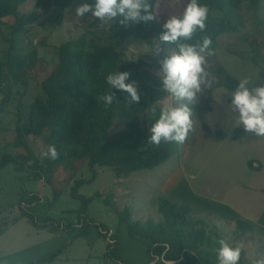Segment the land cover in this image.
<instances>
[{
  "label": "rangeland",
  "instance_id": "374dc122",
  "mask_svg": "<svg viewBox=\"0 0 264 264\" xmlns=\"http://www.w3.org/2000/svg\"><path fill=\"white\" fill-rule=\"evenodd\" d=\"M82 1L91 3L94 0ZM33 7L32 0L23 9L30 12ZM243 7L244 28L240 33L219 39L216 55L209 60V70L218 79L213 71L217 61L238 80L247 77L251 85L260 86L264 85L261 77L264 72V2L256 14L248 10L247 3ZM183 10V0H160L158 18L166 22L170 16H178ZM14 22L15 19L7 18L1 24V60L11 45L9 28ZM98 23L90 20V14L78 18L76 8L36 12L35 20L26 26V31L15 36V46L20 54L37 48L46 61L39 76L43 78L58 63L60 46L88 30L98 31L99 34L106 32L111 25L97 27ZM254 39L261 45L263 54L259 65L230 53L249 51V42ZM115 48L133 61L162 58L171 50L166 48L157 53L151 50L149 43L134 38L115 45ZM159 71L155 76L160 79L157 75ZM23 91L19 88L0 112V152L6 156L25 153L23 149L10 146L20 108L40 95L39 82L31 83L25 96L21 94ZM213 95L220 97L219 102ZM231 100V92L223 87L215 88L214 92L207 90L198 103L190 105L193 130L183 144H177L173 157L153 170L136 172L127 178H118L110 168L91 169L87 161L61 164L51 184L44 180H32L30 173L18 171L14 163L1 167L0 264H38L37 260L46 261L55 253L60 255L54 264H105L102 256L106 254L107 241L98 237V233L81 235L80 229L52 234L38 231L22 215L20 200L29 198L28 192L41 199L34 209L38 217L63 218L76 224L84 206L81 201L72 198V189L78 182L83 183L78 193L93 199L85 211L87 218L107 226L112 235L118 234L127 264H145L146 246L140 240L130 238L127 227L120 224L118 214L129 208L133 221L161 222L163 216L158 209L160 197L189 205L195 220L202 218L209 224V235L213 236L215 227H218L230 245H242L244 264H253L254 260L264 258V138L244 133L239 140L233 141L234 121L238 114L234 113ZM173 103L167 94L159 106L162 108ZM123 128V121L116 120L111 134ZM28 143L39 157L46 150L40 139L29 137ZM1 161L2 158L0 165ZM250 162L253 165L250 166ZM109 201L113 207L107 205ZM241 219L254 225V231L242 237L237 232V221ZM7 229L8 232H5ZM214 252L209 250L206 255H213ZM110 264L116 263L112 261Z\"/></svg>",
  "mask_w": 264,
  "mask_h": 264
},
{
  "label": "trees",
  "instance_id": "16d2710c",
  "mask_svg": "<svg viewBox=\"0 0 264 264\" xmlns=\"http://www.w3.org/2000/svg\"><path fill=\"white\" fill-rule=\"evenodd\" d=\"M30 1L32 0H0V31L4 19H15L9 28L11 45L4 59H0V112L9 104L10 98L18 93L19 88L24 90L21 94L25 96L30 84L39 82L41 91L32 103L27 106L23 104L18 114L10 147L23 149L25 153L6 156L0 152V168L14 163L18 171L30 173L32 180H44L51 184L55 171L65 162L87 161L91 169L110 168L118 178L153 170L168 162L175 154L177 143L162 142L156 147L148 142L150 125L154 123L149 109L154 105L158 118L161 109L159 103L167 96L162 91L160 79L155 76L161 67L159 62L165 56L133 61L126 53L115 48V45H122L134 38L149 43L154 52L157 47L161 51L172 49V45L161 44L158 39L165 21L158 18L156 22L128 27H121L113 22L108 31L100 32L102 35L98 31L88 30L77 39L60 46L58 63L47 75L39 78L46 61L37 48L20 54L15 46V36L26 31V26L35 20L36 12H45L52 8L63 11L74 9L82 4V0H33V9L25 12L23 8ZM183 1L185 9L188 0ZM263 2L264 0H200L201 4H206L209 8L207 31L198 33L193 43L207 35L211 37L215 50L221 37L240 33L244 28L243 4L247 3L248 10L256 14ZM249 47L247 52L230 53L259 65V61L263 59L261 45L254 39L249 42ZM116 71L131 74L126 83L135 81L138 85L141 97L138 104L129 106L125 99L127 93L112 90L107 85L106 76ZM213 71L218 75L215 88L223 87L230 92L235 89L239 80L217 61ZM261 77L264 79V72ZM112 91L119 101L114 102L111 107H105L103 102L98 101V97ZM116 120L123 121L124 128L111 134ZM244 133L242 128H236L232 135L233 141L239 140ZM29 137L40 139L46 147L45 151L50 145H55L59 159L52 161L36 155L28 143ZM249 165L253 163L250 162ZM82 184L78 182L72 189V198L84 205L76 224L63 218L53 220L38 217L34 209L41 199L28 192L29 198L20 200L23 217L37 230L50 233H68L79 229L81 235L96 232L98 237L107 241V264L112 261L116 264H127L118 234L112 235L107 226L87 218L85 211L93 199L78 193ZM110 203L109 201L107 205L113 207ZM158 209L163 216V220L158 223L152 220L133 221L129 208L118 214L119 222L127 227L130 238L140 240L146 246L145 264H151L154 256L164 252L165 244L170 246L167 258L174 259L175 264H218L217 241L225 240L218 227H215L213 236L209 235V224L202 218L195 220L193 209L189 205L179 204L166 197L159 198ZM253 231V223L242 219L237 221V232L241 233L239 236ZM209 250H215L213 255H206ZM56 256L55 253L48 260ZM244 260L245 253L242 250L239 264H244Z\"/></svg>",
  "mask_w": 264,
  "mask_h": 264
},
{
  "label": "clouds",
  "instance_id": "9594fccd",
  "mask_svg": "<svg viewBox=\"0 0 264 264\" xmlns=\"http://www.w3.org/2000/svg\"><path fill=\"white\" fill-rule=\"evenodd\" d=\"M160 0H94V3L84 2L76 8L78 18L90 14V20L99 21L97 27L109 23H118L121 27L148 24L158 20ZM209 8L200 0H188L181 16L172 15L163 24L158 36L161 44L172 45L173 48L159 62L162 91L168 94L172 105H165L159 111L153 105L149 109L154 123L150 125L148 142L156 147L161 143L183 144L190 131L193 130V110L190 105L199 102L207 90L214 92L218 80L210 72V58L216 55L212 47L211 37L204 35L201 40L193 43L198 33L207 31ZM161 51L157 47L156 52ZM128 72H112L106 76V83L113 90L128 95L125 97L128 105L138 104L141 97L135 81L130 79ZM217 102L219 98L213 95ZM231 106L238 115L234 124L242 128L246 134L264 138V85H251L245 77L238 81L231 92ZM105 107H111L119 100L114 91L98 97ZM42 158L52 161L59 159L55 145H50L47 151L40 153ZM216 249L218 264H239L242 255V245L232 247L226 240L217 241ZM164 252L154 256L151 264H175L174 259H168L169 245H163ZM253 264H264V258L256 259Z\"/></svg>",
  "mask_w": 264,
  "mask_h": 264
},
{
  "label": "crops",
  "instance_id": "0c3cea01",
  "mask_svg": "<svg viewBox=\"0 0 264 264\" xmlns=\"http://www.w3.org/2000/svg\"><path fill=\"white\" fill-rule=\"evenodd\" d=\"M34 228V227H33ZM35 229V228H34ZM35 230H37V229H35ZM38 231H45V230H38ZM5 232H8V229L5 231ZM5 234V233H4ZM4 234H2L1 235V237L4 235ZM52 234V233H51ZM96 240H99V239H96ZM107 247V246H106ZM60 254H58L55 258H53L52 260H44V261H42V260H37V262H38V264H54L55 263V261H56V259H58ZM102 260L104 261V263L105 264H107V260H106V258H105V255L104 256H102Z\"/></svg>",
  "mask_w": 264,
  "mask_h": 264
}]
</instances>
